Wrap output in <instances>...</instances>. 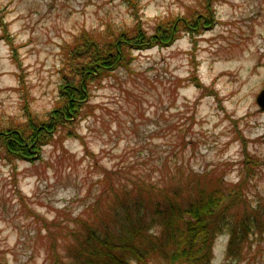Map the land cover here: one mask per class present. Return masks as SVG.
Instances as JSON below:
<instances>
[{"label": "rangeland", "instance_id": "obj_1", "mask_svg": "<svg viewBox=\"0 0 264 264\" xmlns=\"http://www.w3.org/2000/svg\"><path fill=\"white\" fill-rule=\"evenodd\" d=\"M191 16L200 32L131 52L129 69L91 84L79 117L52 118L75 37L152 34ZM263 87L264 0H0V129L50 121L53 133L29 160L0 148V264H50V232L84 218L103 170L168 183L183 165L241 193L231 219L252 214L257 227L231 264H264ZM229 237L215 238L209 264L225 262ZM144 264L178 263L154 255Z\"/></svg>", "mask_w": 264, "mask_h": 264}, {"label": "trees", "instance_id": "obj_2", "mask_svg": "<svg viewBox=\"0 0 264 264\" xmlns=\"http://www.w3.org/2000/svg\"><path fill=\"white\" fill-rule=\"evenodd\" d=\"M196 22L192 16L188 20L166 19L152 34L134 26L109 41L85 32L75 37L62 62V84L56 107L50 112L52 118L64 122L79 117L93 82L119 67L129 69L133 51L167 47L183 33L200 29L202 24ZM49 123L28 122L0 129L5 157L31 159L35 148L40 150L52 140ZM66 135L77 137L70 129ZM175 172L177 180L170 178L163 183L145 177L116 179L103 170L100 182L104 188L85 207L84 218L75 219L73 228L50 232L53 240L46 255L50 264H144L154 255L171 263L209 264L215 238L226 231L230 237L223 264H231L236 256L232 249L238 245L239 251L252 226L257 227L251 213L247 220L243 216L237 221L231 219V205L241 201V193L223 186L221 178L214 180L211 171L194 172L183 165Z\"/></svg>", "mask_w": 264, "mask_h": 264}, {"label": "water", "instance_id": "obj_3", "mask_svg": "<svg viewBox=\"0 0 264 264\" xmlns=\"http://www.w3.org/2000/svg\"><path fill=\"white\" fill-rule=\"evenodd\" d=\"M255 100L259 109L264 112V87L258 92Z\"/></svg>", "mask_w": 264, "mask_h": 264}]
</instances>
